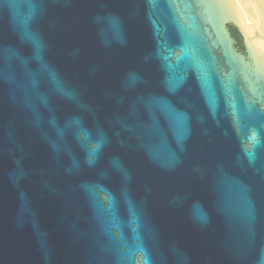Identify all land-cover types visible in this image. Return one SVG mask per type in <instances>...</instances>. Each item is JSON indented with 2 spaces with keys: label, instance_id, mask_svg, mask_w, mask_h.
<instances>
[{
  "label": "water",
  "instance_id": "95a60500",
  "mask_svg": "<svg viewBox=\"0 0 264 264\" xmlns=\"http://www.w3.org/2000/svg\"><path fill=\"white\" fill-rule=\"evenodd\" d=\"M262 31L232 0H0V264H264Z\"/></svg>",
  "mask_w": 264,
  "mask_h": 264
},
{
  "label": "bare ground",
  "instance_id": "6f19581e",
  "mask_svg": "<svg viewBox=\"0 0 264 264\" xmlns=\"http://www.w3.org/2000/svg\"><path fill=\"white\" fill-rule=\"evenodd\" d=\"M235 8L245 21L246 29L263 24L260 49H264V0H232Z\"/></svg>",
  "mask_w": 264,
  "mask_h": 264
},
{
  "label": "flooded vegetation",
  "instance_id": "af4514ba",
  "mask_svg": "<svg viewBox=\"0 0 264 264\" xmlns=\"http://www.w3.org/2000/svg\"><path fill=\"white\" fill-rule=\"evenodd\" d=\"M230 28H231V30H232V33H233L234 37H235L236 40H237V46L239 47V49L244 50L243 46H242L241 43L239 42V39L237 38V36H236V35L234 34V32H233V28H232V26H230Z\"/></svg>",
  "mask_w": 264,
  "mask_h": 264
},
{
  "label": "trees",
  "instance_id": "16d2710c",
  "mask_svg": "<svg viewBox=\"0 0 264 264\" xmlns=\"http://www.w3.org/2000/svg\"><path fill=\"white\" fill-rule=\"evenodd\" d=\"M233 32H234V34L237 36V38L239 39V37H238L237 33L235 32V30H233Z\"/></svg>",
  "mask_w": 264,
  "mask_h": 264
},
{
  "label": "rangeland",
  "instance_id": "374dc122",
  "mask_svg": "<svg viewBox=\"0 0 264 264\" xmlns=\"http://www.w3.org/2000/svg\"><path fill=\"white\" fill-rule=\"evenodd\" d=\"M262 35H263V33H262ZM260 39L262 40V36L260 37Z\"/></svg>",
  "mask_w": 264,
  "mask_h": 264
}]
</instances>
